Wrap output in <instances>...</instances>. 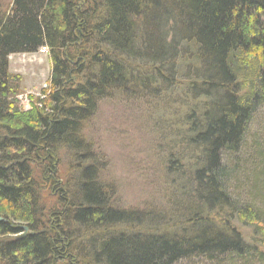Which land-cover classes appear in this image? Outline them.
Masks as SVG:
<instances>
[{"label": "trees", "instance_id": "16d2710c", "mask_svg": "<svg viewBox=\"0 0 264 264\" xmlns=\"http://www.w3.org/2000/svg\"><path fill=\"white\" fill-rule=\"evenodd\" d=\"M42 48L49 87L24 110L9 57ZM173 74L189 99L173 166L192 190L181 187L185 203L170 214L147 216L148 231H130L145 223L112 205L84 125L109 94L154 97ZM60 149L78 159L66 181L54 176ZM240 176L250 201L233 196ZM192 259L264 264V0H12L0 15V264Z\"/></svg>", "mask_w": 264, "mask_h": 264}, {"label": "rangeland", "instance_id": "374dc122", "mask_svg": "<svg viewBox=\"0 0 264 264\" xmlns=\"http://www.w3.org/2000/svg\"><path fill=\"white\" fill-rule=\"evenodd\" d=\"M11 3L12 0H0V15L8 10ZM9 70L21 78V91L17 98L20 106L28 110L36 99L44 97V90L49 87L51 60L48 50L42 48L36 53L11 55ZM172 76L175 74L167 76V83L154 97L109 94L99 102L97 110L84 125L83 136L92 146V158L97 161L100 172L99 180L111 191L112 205L134 212L145 223L127 226L130 231H148L150 226L156 225V221L147 216L164 217L170 214L178 207L176 200L185 203L180 200L181 187L192 190L173 166L183 156L178 138L174 135L184 129L183 119L189 113L186 105L189 99L185 97L186 89L181 85L180 76L170 80ZM171 84L175 85L172 87ZM262 127L260 119L255 118L249 135L254 137ZM252 139L248 141L249 147L253 144ZM249 153H253L251 148ZM57 158L54 176L57 180L66 181L71 178L78 159L64 149L59 150ZM190 161L188 157L182 158L181 164L189 166ZM182 169L185 176V168ZM51 182H47L45 191L48 204L55 202L53 194L59 192L58 186L54 187L56 191L52 190ZM240 183L243 188L238 191ZM247 185L243 176L236 179L232 184L233 196L240 195L243 201L254 198L255 194L250 195V186ZM221 218L228 221L226 216ZM230 220L246 241L254 243L255 234L251 225L241 223L236 214L231 215ZM156 230L160 231L159 228ZM178 264L202 262L192 259Z\"/></svg>", "mask_w": 264, "mask_h": 264}, {"label": "water", "instance_id": "95a60500", "mask_svg": "<svg viewBox=\"0 0 264 264\" xmlns=\"http://www.w3.org/2000/svg\"><path fill=\"white\" fill-rule=\"evenodd\" d=\"M24 229H25V230H27V228H26V227H24Z\"/></svg>", "mask_w": 264, "mask_h": 264}, {"label": "built area", "instance_id": "2783aa9c", "mask_svg": "<svg viewBox=\"0 0 264 264\" xmlns=\"http://www.w3.org/2000/svg\"><path fill=\"white\" fill-rule=\"evenodd\" d=\"M44 49V48H43Z\"/></svg>", "mask_w": 264, "mask_h": 264}]
</instances>
